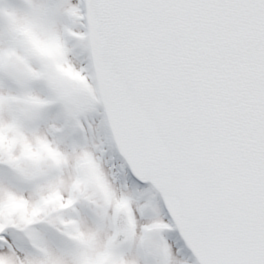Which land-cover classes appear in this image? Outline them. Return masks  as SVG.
I'll return each mask as SVG.
<instances>
[{
  "label": "snow or ice",
  "instance_id": "snow-or-ice-1",
  "mask_svg": "<svg viewBox=\"0 0 264 264\" xmlns=\"http://www.w3.org/2000/svg\"><path fill=\"white\" fill-rule=\"evenodd\" d=\"M0 264H264V0H0Z\"/></svg>",
  "mask_w": 264,
  "mask_h": 264
}]
</instances>
